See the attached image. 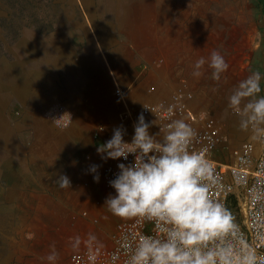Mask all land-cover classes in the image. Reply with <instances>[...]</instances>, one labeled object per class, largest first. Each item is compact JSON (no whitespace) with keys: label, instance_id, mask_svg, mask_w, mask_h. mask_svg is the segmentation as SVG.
Instances as JSON below:
<instances>
[{"label":"rangeland","instance_id":"374dc122","mask_svg":"<svg viewBox=\"0 0 264 264\" xmlns=\"http://www.w3.org/2000/svg\"><path fill=\"white\" fill-rule=\"evenodd\" d=\"M84 1L0 0V64L20 61L24 67H52L57 52L46 44L37 57L2 44L25 35L30 28L34 36H63L72 50L70 68L55 72L57 97L40 100L28 92L25 96L33 100L24 103L9 91L10 100L0 109L4 126L21 145L16 150L0 143V264H50L47 256L53 246L57 254L54 264H68L73 252L92 241L109 244L110 231L122 219L104 206L105 198L115 191L102 174L109 159L102 160L97 147L105 142L101 134L107 130L112 134L119 126L133 130V119L123 99L115 94L120 82L114 48L123 39L142 45L146 55L158 51L160 55L153 58L160 67L168 47L183 55L187 47L191 68L200 57L207 59L213 50L219 51L229 67L216 82L205 64L203 104L194 121L212 119L220 126L224 161H232L241 142L251 135L240 132L236 118L227 119L236 117L227 107V98L248 72L258 70L264 58V0H92L96 8L89 9ZM99 1L108 3L99 9ZM125 11L127 20L120 23ZM104 29L113 34L111 41L100 38ZM86 48L102 68L101 79V74H91L89 69L85 73L77 66ZM179 60L175 63H181ZM0 78L7 80L6 75ZM100 92L102 100H98ZM109 92L115 100L108 97ZM120 109L126 113L125 120L117 118ZM64 113H70L73 122L61 131L52 119ZM230 126L237 129L235 138L229 133ZM72 129V135L68 134ZM4 156L20 159L5 164ZM9 163L13 164L10 169ZM91 165H99V182L93 180ZM60 174L69 177L71 188L57 185Z\"/></svg>","mask_w":264,"mask_h":264},{"label":"clouds","instance_id":"9594fccd","mask_svg":"<svg viewBox=\"0 0 264 264\" xmlns=\"http://www.w3.org/2000/svg\"><path fill=\"white\" fill-rule=\"evenodd\" d=\"M205 64L216 82L229 67L220 52L213 50L207 59L195 61L192 75L203 76ZM262 80L264 75L259 71L251 72L227 98L239 129L250 133L253 141L264 139ZM52 121L61 131L73 122L70 113ZM152 124L141 113L130 142L124 140L126 130L119 126L97 147L102 160L127 161L132 156L131 162L117 165L118 172L108 182L115 194H108L104 206L122 220L151 222L159 232L124 235L119 243L128 257L127 264H264V256L247 245L232 212L210 195L219 186V178L204 153L192 148L196 130L184 119L171 116L157 133L150 134ZM98 168L89 167L95 182H99ZM56 183L61 189L71 188L67 175H58ZM261 199L264 193L256 191L254 202ZM56 259L53 246L47 260L54 264Z\"/></svg>","mask_w":264,"mask_h":264},{"label":"built area","instance_id":"2783aa9c","mask_svg":"<svg viewBox=\"0 0 264 264\" xmlns=\"http://www.w3.org/2000/svg\"><path fill=\"white\" fill-rule=\"evenodd\" d=\"M125 93V89L116 84L115 94L124 99ZM144 106L156 110L153 113L144 107L145 112L153 115L156 133L159 131V126L163 127L169 122V116L171 119H182L187 108L184 98L177 93L163 104L149 103ZM169 108L172 109L171 114L168 112ZM128 115L135 124L129 109ZM189 124L197 133L192 148L204 153L219 178V186L213 188L210 195L232 212L247 245L259 256H264V199L256 202L253 200L256 191L264 193V139L242 141L234 159L224 161L217 158L221 152L223 137L220 126L212 119L208 122ZM125 141L130 142L131 139ZM131 160L132 156H129L127 161L123 159L106 161L102 167L106 184L109 185V180L115 177L119 163H129ZM124 235L138 237L159 235V232L151 222L119 220L109 233V244L101 245L92 241L83 249L73 252L68 264H127L128 257L119 243Z\"/></svg>","mask_w":264,"mask_h":264},{"label":"crops","instance_id":"0c3cea01","mask_svg":"<svg viewBox=\"0 0 264 264\" xmlns=\"http://www.w3.org/2000/svg\"><path fill=\"white\" fill-rule=\"evenodd\" d=\"M94 1V0H93ZM92 0H86L84 1L86 8H96L94 7V2ZM108 2H101L99 1V9L106 7V4ZM88 4V6H86ZM106 32V35L102 37V34H100V38L102 41L105 42L111 41L112 35L111 32H109L107 29L103 30V33ZM108 32V33H107ZM107 36V37H106ZM105 38V39H104ZM108 39V40H107ZM107 40V41H106ZM118 46V45H117ZM142 45H138V43L132 42L130 39H123L122 43L119 47L114 48V55L115 58V64L116 68L115 71L117 73V77L120 82V86L123 87L126 91V99L124 97L123 102L126 106L127 110L131 108L133 110V113L135 115V123L137 121L138 115L143 113L145 121L146 122H152L153 115L150 113L145 112L144 105L149 103H159L163 104L168 101L170 97H172L173 94L177 93L182 98H184V101L186 102L187 108L186 113L182 119H184L188 123H200L198 122V119L194 121L195 116H197L200 112V106L203 104L202 97H204V94L202 93L201 88L206 87L204 84H202V78H196L192 75L193 67L191 68L190 60H188L190 55L187 56L188 49L187 47L184 48V54L179 53L178 51L175 52V49L173 47L168 49H165L163 52L162 57V67L159 66L157 60H155L153 57L160 55V53L157 51H154V54L146 55V52ZM174 50V51H173ZM92 50L89 48L86 50V54L81 55L80 58L84 57L88 60H91V52ZM167 51V52H166ZM176 59H181V63H175ZM94 63L96 59H93ZM262 63L260 64V67L258 70L262 75H264V58L261 59ZM178 64V66H177ZM71 64L65 62L61 65H56V67L53 65L50 67L49 70L42 68L44 72L49 73L53 76V80L51 82V88L44 87L41 89H38L35 94L38 95V98L40 100H47L51 98H55L58 96V89L56 87V77L55 72L57 69H65L70 68ZM99 66V65H98ZM88 69H90V66L83 65L81 70L85 73L88 72ZM253 72V71H251ZM251 72H248L244 78L245 79ZM102 68L98 67V72H92L91 74L100 75L99 79L102 78ZM261 88L262 92L260 95H264V80L261 81ZM47 90V92H45ZM204 90V89H203ZM211 90V89H210ZM208 94H210L209 90L206 89ZM108 97H110L111 100H115L112 97V92L108 93ZM8 97L7 100H10V95L6 94ZM101 92L98 96V100L101 99ZM33 100L30 99L27 96H23L22 100L25 103V101ZM83 100H89L83 99ZM127 100V101H126ZM102 103V102H101ZM129 105V106H128ZM130 110V109H129ZM117 118L121 120L126 119V113L123 109H120L117 113ZM238 120L237 117H230L228 116V120ZM133 127V126H132ZM233 129V130H232ZM230 126V135L232 137H235V132L237 131L236 128ZM126 134L124 135V140H129L132 138V135L134 134V128L133 130L129 131V129H125ZM150 134L156 133V127L154 124L149 129ZM241 132V131H240ZM72 135L73 129L68 132V134ZM242 133V132H241ZM248 134V132H245ZM108 134V135H107ZM246 134V135H247ZM102 138L106 142L109 140L112 136V131L107 130L105 133L101 134ZM109 136V137H107ZM251 135L246 138V140L250 139ZM245 141V140H243ZM218 159H222L223 156H221V153L217 155ZM223 160V159H222Z\"/></svg>","mask_w":264,"mask_h":264},{"label":"bare ground","instance_id":"6f19581e","mask_svg":"<svg viewBox=\"0 0 264 264\" xmlns=\"http://www.w3.org/2000/svg\"><path fill=\"white\" fill-rule=\"evenodd\" d=\"M86 6H88V4ZM4 10H6V9H4ZM91 11H92V13L94 12L93 10H91ZM19 13H21V12H19ZM128 15H129L128 11H125L124 18H122L120 23H123V21L125 22L127 20ZM94 19H96V18H94ZM80 21L81 20H79V22ZM30 31H33V30L31 28L25 29V31H24L25 35L18 37L17 39H6L2 42V44H4L6 46V49L7 48H9L11 50H21L22 49V50H25V52H27V53L35 54L36 57L44 49V47H45L44 45L46 44V46H48L52 49H55V51L57 52L56 56L54 57V59L52 61V64H51L52 66L53 65H61V64H64L65 62L71 64L72 60L70 58L72 56V50L69 47L67 40L65 38L64 39L62 38L63 36L61 37L60 35H58V34L56 35L54 33H50L49 35H45V36H43V35L34 36V34H31ZM78 32H79V29H78ZM101 34L103 37L104 35H106V32L105 33L102 32ZM91 54H93V53H91ZM17 59H19V57ZM77 61H78L77 62L78 67L82 68L83 65L87 66V63H88V66H90V69L92 70V72H98V67H99L98 63L97 64L94 63L93 59L88 60L87 58L82 57V58L77 59ZM32 67L33 66L24 67L23 63L20 61L1 62V64H0V77H2L3 75H6L7 80L3 81L0 78V109L8 101L7 100L8 97L6 96V94H8L9 91L14 93V94H17L18 96H20V98H22L28 92H33V93L35 92L36 93L38 89H41L44 87H48L49 89L51 88V82L53 80V76L50 75L49 73L44 72V70H42V69H39L37 67H35V68H32ZM30 68H32V69H30ZM0 113H1V111H0ZM3 120H4L3 117L0 115V143L7 145L8 147L16 149V150L19 149V147L21 146L20 143L15 140L14 134L11 133V131H9V132L7 131L6 127L4 126ZM227 125H229V124L227 123ZM17 159H20V158L19 157H10V156L9 157L4 156L1 158L2 162L5 164H7L8 162H12L14 160H17ZM12 165H13L12 163H9L7 165V168L10 169L9 166L12 167Z\"/></svg>","mask_w":264,"mask_h":264}]
</instances>
